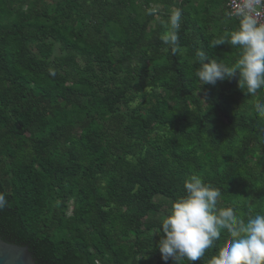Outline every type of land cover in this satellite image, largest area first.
<instances>
[{"label": "trees", "instance_id": "1", "mask_svg": "<svg viewBox=\"0 0 264 264\" xmlns=\"http://www.w3.org/2000/svg\"><path fill=\"white\" fill-rule=\"evenodd\" d=\"M237 25L224 0H0V238L41 264H177L153 232L193 174L264 213V88L195 76L200 50L235 62L216 44Z\"/></svg>", "mask_w": 264, "mask_h": 264}, {"label": "clouds", "instance_id": "2", "mask_svg": "<svg viewBox=\"0 0 264 264\" xmlns=\"http://www.w3.org/2000/svg\"><path fill=\"white\" fill-rule=\"evenodd\" d=\"M236 15V29L216 44L227 43L237 48L235 62L227 65L200 50L196 53L199 67L195 76L201 82L199 86H214L217 81L238 74L240 88L255 95L264 88V22L251 11L239 10ZM181 16V11L176 10L163 22L162 41L173 53L180 48ZM254 107L264 116V103L257 101ZM220 195L219 189L198 175H190L183 181V195L171 202L153 232L160 235L156 247L162 259L172 257L177 264L197 261L226 233L227 238L222 246L215 247L207 264H264V213L241 217L232 207L218 208ZM9 203L7 194L0 191V209Z\"/></svg>", "mask_w": 264, "mask_h": 264}, {"label": "water", "instance_id": "3", "mask_svg": "<svg viewBox=\"0 0 264 264\" xmlns=\"http://www.w3.org/2000/svg\"><path fill=\"white\" fill-rule=\"evenodd\" d=\"M0 264H41L37 262L26 246L4 242L0 238Z\"/></svg>", "mask_w": 264, "mask_h": 264}, {"label": "built area", "instance_id": "4", "mask_svg": "<svg viewBox=\"0 0 264 264\" xmlns=\"http://www.w3.org/2000/svg\"><path fill=\"white\" fill-rule=\"evenodd\" d=\"M173 3L179 4L183 0H171ZM225 7L231 16L237 17L239 10L251 11L258 14V19L264 22V0H224Z\"/></svg>", "mask_w": 264, "mask_h": 264}, {"label": "rangeland", "instance_id": "5", "mask_svg": "<svg viewBox=\"0 0 264 264\" xmlns=\"http://www.w3.org/2000/svg\"><path fill=\"white\" fill-rule=\"evenodd\" d=\"M160 200H162L160 197H156V198L154 199V201H157V202H159ZM166 207H167V205L164 206L165 209H166ZM68 214H70V209H69V211H68Z\"/></svg>", "mask_w": 264, "mask_h": 264}, {"label": "snow or ice", "instance_id": "6", "mask_svg": "<svg viewBox=\"0 0 264 264\" xmlns=\"http://www.w3.org/2000/svg\"><path fill=\"white\" fill-rule=\"evenodd\" d=\"M9 207H11V205H9ZM4 209H0V211H3Z\"/></svg>", "mask_w": 264, "mask_h": 264}]
</instances>
